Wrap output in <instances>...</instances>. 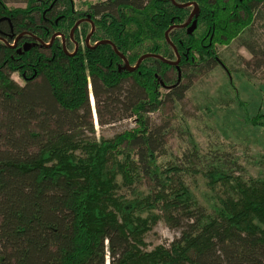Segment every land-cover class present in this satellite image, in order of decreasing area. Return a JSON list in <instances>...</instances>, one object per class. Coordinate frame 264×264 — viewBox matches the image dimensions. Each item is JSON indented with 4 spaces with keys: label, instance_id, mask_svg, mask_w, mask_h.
Segmentation results:
<instances>
[{
    "label": "trees",
    "instance_id": "16d2710c",
    "mask_svg": "<svg viewBox=\"0 0 264 264\" xmlns=\"http://www.w3.org/2000/svg\"><path fill=\"white\" fill-rule=\"evenodd\" d=\"M263 8L0 0V264H264V177L199 153L195 141L191 165H161L165 134L150 117L181 101L198 72L228 70L218 46L251 29ZM94 100L102 125L135 126L97 138ZM246 122L264 130V113ZM195 165L216 196L211 211L178 175ZM161 219L180 234L148 250Z\"/></svg>",
    "mask_w": 264,
    "mask_h": 264
},
{
    "label": "rangeland",
    "instance_id": "374dc122",
    "mask_svg": "<svg viewBox=\"0 0 264 264\" xmlns=\"http://www.w3.org/2000/svg\"><path fill=\"white\" fill-rule=\"evenodd\" d=\"M97 1L100 0H74L77 8ZM9 4L25 6L22 2ZM247 44L253 46V52ZM218 53L228 70L218 65L212 70L198 72L181 101L166 102L161 110L151 113L153 128L161 126L165 134L164 145L158 152L159 162L169 167L191 165L188 153L195 141L199 153L209 158L214 155L222 159L236 158L246 170L245 176L264 177V130L246 122L258 112L264 113V8L251 29L231 44L219 45ZM12 77L24 84L17 73ZM93 103L97 138H110L135 126L132 118L102 125L95 100ZM193 167L195 169L190 166L192 170H181L178 175L198 201L211 211L217 206L216 196L207 178L197 171V165ZM151 185L146 182L143 189L148 191ZM179 234L161 219L147 234L145 247L152 250L160 244L168 246Z\"/></svg>",
    "mask_w": 264,
    "mask_h": 264
},
{
    "label": "water",
    "instance_id": "95a60500",
    "mask_svg": "<svg viewBox=\"0 0 264 264\" xmlns=\"http://www.w3.org/2000/svg\"><path fill=\"white\" fill-rule=\"evenodd\" d=\"M196 9H197V7L194 8V10H193V12H192V14H191L189 20H188L186 23L182 24L181 26H186V25H188V24L192 21L193 16H194V14H195V12H196ZM77 25H78V23H77ZM194 27H195V25L193 24V25L190 27V30L192 31V30L194 29ZM56 36H57V34H55V35L53 36V39H52V40H54V38H55ZM166 36H167V38L169 39V37H168V33H166ZM144 57H145V55L141 57V59L139 60V63L143 60ZM166 61H167L168 63H174V64H177L178 61H179V59H178V61H175V62H172V61H169V60H166ZM139 63H138V64H139ZM127 64H129V63L127 62ZM135 67H136V66H135ZM135 67H131V66H129L130 69H134Z\"/></svg>",
    "mask_w": 264,
    "mask_h": 264
},
{
    "label": "flooded vegetation",
    "instance_id": "af4514ba",
    "mask_svg": "<svg viewBox=\"0 0 264 264\" xmlns=\"http://www.w3.org/2000/svg\"><path fill=\"white\" fill-rule=\"evenodd\" d=\"M195 7H197V6H195ZM190 16H191V15H190ZM193 17H194V16H193ZM189 18H190V17H189ZM188 20H189V19H188ZM192 20H193V19H192ZM191 22H192V21H191ZM191 22H190V23H191ZM190 23H189V24H190ZM189 24H188V25H189ZM188 25H186V26H188ZM180 26H181V25H180ZM186 26H181V27H186Z\"/></svg>",
    "mask_w": 264,
    "mask_h": 264
},
{
    "label": "built area",
    "instance_id": "2783aa9c",
    "mask_svg": "<svg viewBox=\"0 0 264 264\" xmlns=\"http://www.w3.org/2000/svg\"><path fill=\"white\" fill-rule=\"evenodd\" d=\"M94 104V103H93Z\"/></svg>",
    "mask_w": 264,
    "mask_h": 264
}]
</instances>
